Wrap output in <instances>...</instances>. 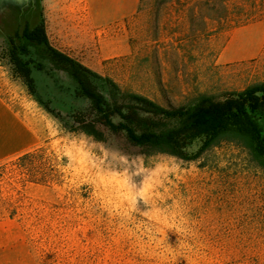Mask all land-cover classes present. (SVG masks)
<instances>
[{
    "label": "rangeland",
    "instance_id": "1",
    "mask_svg": "<svg viewBox=\"0 0 264 264\" xmlns=\"http://www.w3.org/2000/svg\"><path fill=\"white\" fill-rule=\"evenodd\" d=\"M0 1V92L35 129L32 148L65 156L58 181L0 165V264H264V170L228 142L197 160L146 156L121 135L71 132L13 75L6 47L43 22L50 42L125 90L168 105L264 80V0ZM50 107L86 102L66 73L33 69Z\"/></svg>",
    "mask_w": 264,
    "mask_h": 264
},
{
    "label": "trees",
    "instance_id": "2",
    "mask_svg": "<svg viewBox=\"0 0 264 264\" xmlns=\"http://www.w3.org/2000/svg\"><path fill=\"white\" fill-rule=\"evenodd\" d=\"M6 52L13 75L24 81L29 93L68 131L101 142L111 135H121L146 156L168 153L186 160H197L228 142L244 149L264 170V80L227 91L223 97L201 93L189 102L163 105L147 95L123 89L112 77L55 47L43 22L26 25L10 36ZM33 69L51 75L56 71L66 73L75 83L76 98L86 102L66 113L50 107L37 88ZM58 157L37 147L11 163L27 165L29 180L46 184L60 178L59 165L66 158Z\"/></svg>",
    "mask_w": 264,
    "mask_h": 264
},
{
    "label": "crops",
    "instance_id": "3",
    "mask_svg": "<svg viewBox=\"0 0 264 264\" xmlns=\"http://www.w3.org/2000/svg\"><path fill=\"white\" fill-rule=\"evenodd\" d=\"M94 2L90 0V3ZM105 13L127 15L136 11L140 0H104ZM35 129L22 120L13 106L0 92V164L29 150L35 142ZM3 243L0 242V253Z\"/></svg>",
    "mask_w": 264,
    "mask_h": 264
},
{
    "label": "water",
    "instance_id": "4",
    "mask_svg": "<svg viewBox=\"0 0 264 264\" xmlns=\"http://www.w3.org/2000/svg\"><path fill=\"white\" fill-rule=\"evenodd\" d=\"M0 1H9V0H0ZM16 1L21 2L22 0H16Z\"/></svg>",
    "mask_w": 264,
    "mask_h": 264
}]
</instances>
